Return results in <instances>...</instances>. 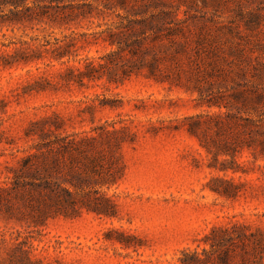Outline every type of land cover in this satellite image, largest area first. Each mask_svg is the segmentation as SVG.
Listing matches in <instances>:
<instances>
[{"label":"rangeland","instance_id":"rangeland-1","mask_svg":"<svg viewBox=\"0 0 264 264\" xmlns=\"http://www.w3.org/2000/svg\"><path fill=\"white\" fill-rule=\"evenodd\" d=\"M150 1L136 0V10ZM167 1L179 10L180 19L206 24L209 33L216 32L211 19L220 26H239L235 30L242 38L233 39L252 49L254 61H236L234 66H260L261 78L249 77L248 81L250 87L264 92V0ZM117 10L125 14L120 7ZM252 15H258L259 25L250 32L244 21L256 20ZM110 19H95V24L86 21L69 31L56 28L45 33L37 26L14 33L4 30L6 36H0V57L23 43L39 44L47 35L51 41L64 39L72 31L77 33L74 37L80 49L66 64L44 54L43 60L28 65L0 67V186L10 184V169L18 166L19 159L37 152L35 147L46 134L48 139L55 138L51 130L67 136L88 134L102 126L128 127L133 140L115 153L123 167L121 179L111 187L99 188L114 203V217L84 209L76 217L59 216L39 225L23 206H16L13 215L3 208L0 264H30L27 256L36 264H179L182 250L209 248L203 240L215 227L239 224L264 233V159L255 160L245 149L237 161L247 172L221 171L222 162L231 158L216 161L187 130V118L220 112L202 105L198 91L208 87L195 67L211 70L212 63L205 59L207 49L195 51L198 55L193 52L194 62L183 57L176 64L168 63L186 71L194 66L187 72L192 80L183 77L188 88L159 84L144 76L119 84L107 79L87 82L84 87L61 84L59 75L67 66H81L80 60L117 50L102 39L96 42L93 35L105 29ZM99 23L102 28L97 27ZM220 33L223 42L232 40L226 29ZM9 43H13L10 48L2 46ZM102 103L108 105L102 107ZM30 131L35 133L29 137ZM214 178L234 179L240 188L238 196L228 199L214 192L210 186H220L212 183Z\"/></svg>","mask_w":264,"mask_h":264},{"label":"trees","instance_id":"trees-1","mask_svg":"<svg viewBox=\"0 0 264 264\" xmlns=\"http://www.w3.org/2000/svg\"><path fill=\"white\" fill-rule=\"evenodd\" d=\"M114 1L0 0V36L4 30L14 33L37 26H42L45 33L56 28L69 31L86 21L95 24V19L108 21L111 18L105 29L93 35L96 42L102 39L117 50L100 58L80 60L81 66H67L59 75L62 85L76 84L80 87L86 86L87 82L104 79L119 84L133 76H144L159 84L188 88L183 77L190 82L192 77L187 72L193 71L194 66H189L186 71L182 66H168V63L176 64L183 57L194 62L193 52L205 48V59L212 64L211 70L195 66L208 84L198 91L202 105L210 109L219 108L220 112L187 118V130L200 139L201 145L214 155L216 161L220 157L231 158V161L226 159L222 162L221 171L247 172L237 161L245 149L253 154L255 160L264 159V92L250 87L248 81L249 77L261 78L262 71L260 66H234L236 61L245 64L254 61L252 49L233 39L242 38L240 31L235 30L240 27L220 26L219 22L211 19V24H216V32L212 34L206 24H198L194 19H180L179 10L167 0H151L137 10L136 0ZM119 7L125 14L118 13ZM113 15L115 19H112ZM258 18V15H252L256 20L244 21L246 31L256 30ZM97 27L102 28L103 24L99 23ZM225 29L232 40L223 42L220 32ZM75 35L77 33L72 31L64 39L55 41L47 40L51 37L47 35L42 43L26 42L21 47L15 46L14 52L2 54L0 67L28 65L43 60L44 54L66 64L78 56L80 50ZM12 45L2 44L6 48ZM136 58L140 62L138 65ZM222 63L228 66H220ZM215 86L219 88L215 90ZM107 105L101 104L102 107ZM224 108L226 112L222 111ZM32 133L35 132L30 131L28 136L34 135ZM131 133L128 127L117 129L115 126L112 129L108 126L95 128L84 135L57 136L51 130L54 139H48L50 136L46 134L47 138L35 147L37 152L19 159L18 166L10 169V184L0 186V211L5 208L13 215L16 206H23L39 225H46L51 218L59 216L76 217L84 209L100 216L114 217V203L99 188L111 187L121 179L123 167L115 153L125 143L133 141L129 138ZM212 183L220 185L210 187L223 197L234 199L239 194L240 188L234 179L214 178ZM203 242L209 248L198 246L197 249L182 250L179 264L264 262V233L260 230L253 231L239 224L215 227ZM21 252L27 254L24 250ZM26 259L30 264L38 263L29 256Z\"/></svg>","mask_w":264,"mask_h":264}]
</instances>
